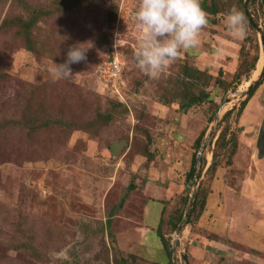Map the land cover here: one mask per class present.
I'll list each match as a JSON object with an SVG mask.
<instances>
[{
    "label": "rangeland",
    "instance_id": "rangeland-1",
    "mask_svg": "<svg viewBox=\"0 0 264 264\" xmlns=\"http://www.w3.org/2000/svg\"><path fill=\"white\" fill-rule=\"evenodd\" d=\"M58 1L73 0H0V264H116L132 256L129 264H168L161 220L172 264H264V1L243 0L257 30L247 24L237 40L224 14L243 3L217 0L221 13L208 14L198 44L155 78L135 60L139 0H75L68 13L41 17L28 37L12 21ZM77 44L88 48L86 61L71 65L70 80L54 78L53 62ZM116 58L125 74L115 83L104 71ZM186 64L216 85L210 103L184 114L159 98ZM226 126L238 144L231 166L216 149ZM198 193L206 205L193 215ZM181 212L182 234L169 236V220Z\"/></svg>",
    "mask_w": 264,
    "mask_h": 264
},
{
    "label": "clouds",
    "instance_id": "clouds-1",
    "mask_svg": "<svg viewBox=\"0 0 264 264\" xmlns=\"http://www.w3.org/2000/svg\"><path fill=\"white\" fill-rule=\"evenodd\" d=\"M134 18L142 29L135 52L137 67L150 78L159 75L164 66L198 44L201 30L208 24V13L201 0H139ZM228 33L237 40L247 35L246 17L236 7L224 14ZM83 44L69 47L66 60L53 62L50 69L56 79H71V65L86 61L87 49Z\"/></svg>",
    "mask_w": 264,
    "mask_h": 264
},
{
    "label": "trees",
    "instance_id": "trees-1",
    "mask_svg": "<svg viewBox=\"0 0 264 264\" xmlns=\"http://www.w3.org/2000/svg\"><path fill=\"white\" fill-rule=\"evenodd\" d=\"M210 1H211V5L208 4V0H204L201 3V6L209 15L217 16L218 14L221 13V8H219L217 0H210ZM240 1L243 3V0H240ZM76 4L77 3L75 0L70 1V2L58 1V4H55L52 7V10H45L44 12L35 11V13L33 14L34 17L31 18L30 20H25L23 17H20V18L12 19V21H13V23H15L18 26V28H22V30L24 31V33L28 37L30 31L32 30V28L34 26H36L39 23V20L41 19V17H44V18L51 17L53 12L57 15L58 14H66V13L70 12V10H72V8L74 6H76ZM246 9H247V4L245 5L243 3V7L239 10L244 13V15L246 17L247 24L253 30H257L255 22L251 20V17L248 14V11H246ZM110 60L111 59H109L108 61H110ZM258 61H259V57L257 56L252 63L250 71H252L256 68ZM249 72H247V73H249ZM124 74L125 73H123V76H124ZM205 76H207V74H205L203 71L199 70L196 67H192L189 64L188 65L186 64V66L184 67V71H183L182 76L181 77L178 76L175 79L174 84H172V86H168V89L166 90V92L168 94L162 95L159 98L160 101L166 105H168V104L178 105L180 110L184 114L193 108L203 106L205 101L210 103L211 96H210V93L207 92V90L210 87H212L213 85H216L215 84L216 81L213 80L212 76H209V78H210L209 80H213L212 83L210 84V82H207V81H205V83H204L202 78H204ZM243 77H245V76H243V74L242 75L239 74L237 76V78H238L237 81H241ZM261 84H262V81L250 88L248 98H252L253 90L255 89V87H257V88L260 87ZM227 93H228V91L225 90V94H227ZM248 103H249L248 99L242 103V105L239 109V115L240 116L245 111ZM218 109H220V108L217 107V110ZM232 114H233L232 111L227 112L223 118L224 121L225 120L227 121L228 119H230ZM106 119H107V121H111L112 117L110 116V114L108 116H106ZM229 133H230V126H226V128H224V130L222 131V133L220 134V136L217 140L216 149L220 150V151L226 150V153L230 157L229 162H228V166H231L232 165V158L237 152L238 144H237L235 134H232L230 139L227 140ZM204 136H205V134H202L196 140L195 146H194L195 149H200L202 141L204 139ZM216 158H218V155L216 156ZM195 166H196V164L194 163L190 173L188 174L187 179L189 181L195 177ZM202 169L200 171H202ZM200 175L201 174L198 173V176H197L198 179H199ZM200 193H198V195L196 194L197 199H195V201H194V208L192 210L193 215L197 214V210H199V208H204L206 205V196L201 195ZM204 201H205V204H204ZM109 222L111 223V220H109ZM182 222H183L182 212L179 214H176L175 216L170 218L169 223H168L169 232H170L169 236H172L176 233H179L182 230V227L180 226L182 224ZM110 223H108L109 226H110ZM163 223H164V220H161L160 226L157 230V234H158L159 240L161 241V243L164 247V251H165V253L169 259L168 264H172V251L170 249L171 246L169 244L170 243L169 240L166 238V234L163 233V230H162ZM110 237H112V240H114L112 234H110ZM135 259L136 258L134 256H132L131 258H127V259H125V258L116 259V264H129V261H135Z\"/></svg>",
    "mask_w": 264,
    "mask_h": 264
},
{
    "label": "built area",
    "instance_id": "built-area-1",
    "mask_svg": "<svg viewBox=\"0 0 264 264\" xmlns=\"http://www.w3.org/2000/svg\"><path fill=\"white\" fill-rule=\"evenodd\" d=\"M104 75L108 79H113L116 82L121 81L122 74H123V62L116 58L112 61L110 66H107Z\"/></svg>",
    "mask_w": 264,
    "mask_h": 264
},
{
    "label": "water",
    "instance_id": "water-1",
    "mask_svg": "<svg viewBox=\"0 0 264 264\" xmlns=\"http://www.w3.org/2000/svg\"><path fill=\"white\" fill-rule=\"evenodd\" d=\"M262 40H261V47H262V49H263V52H264V34H262ZM225 104H227V102H225ZM220 113V112H219ZM219 121H220V115L218 114V116H217V124H219ZM206 148V144L204 145V147H203V150ZM201 155L202 154H199V157H198V160H197V164H196V167H195V173L197 174V170H198V168H199V165H200V159H201ZM195 174V175H196ZM194 183L196 184V179L194 180ZM196 193V192H195ZM195 197H196V194H195ZM195 197H194V200H193V202H192V206H191V209H190V211H189V213H191L192 212V208H193V206H194V201H195ZM182 234V232H180V235ZM178 238H180L179 236H178ZM172 250V249H171Z\"/></svg>",
    "mask_w": 264,
    "mask_h": 264
},
{
    "label": "flooded vegetation",
    "instance_id": "flooded-vegetation-1",
    "mask_svg": "<svg viewBox=\"0 0 264 264\" xmlns=\"http://www.w3.org/2000/svg\"><path fill=\"white\" fill-rule=\"evenodd\" d=\"M263 128H261V131H260V145H263L264 146V120H263Z\"/></svg>",
    "mask_w": 264,
    "mask_h": 264
},
{
    "label": "bare ground",
    "instance_id": "bare-ground-1",
    "mask_svg": "<svg viewBox=\"0 0 264 264\" xmlns=\"http://www.w3.org/2000/svg\"><path fill=\"white\" fill-rule=\"evenodd\" d=\"M262 64V60H261V62H260V64L259 65H261Z\"/></svg>",
    "mask_w": 264,
    "mask_h": 264
}]
</instances>
